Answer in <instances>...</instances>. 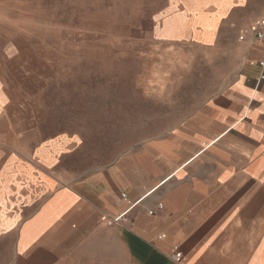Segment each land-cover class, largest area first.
Wrapping results in <instances>:
<instances>
[{
    "label": "crops",
    "instance_id": "0c3cea01",
    "mask_svg": "<svg viewBox=\"0 0 264 264\" xmlns=\"http://www.w3.org/2000/svg\"><path fill=\"white\" fill-rule=\"evenodd\" d=\"M179 1L174 126L126 148L47 131L40 48L0 37V264H264V49L238 38L264 0Z\"/></svg>",
    "mask_w": 264,
    "mask_h": 264
},
{
    "label": "rangeland",
    "instance_id": "374dc122",
    "mask_svg": "<svg viewBox=\"0 0 264 264\" xmlns=\"http://www.w3.org/2000/svg\"><path fill=\"white\" fill-rule=\"evenodd\" d=\"M192 9L179 0H0V37L40 48L36 95L42 115L51 116L47 131L126 148L174 126L156 87L191 57L177 25ZM185 79L191 96L192 69Z\"/></svg>",
    "mask_w": 264,
    "mask_h": 264
},
{
    "label": "built area",
    "instance_id": "2783aa9c",
    "mask_svg": "<svg viewBox=\"0 0 264 264\" xmlns=\"http://www.w3.org/2000/svg\"><path fill=\"white\" fill-rule=\"evenodd\" d=\"M239 40L250 38L254 43L261 46L264 49V18H261L252 23L246 29L239 32ZM260 66H264V62H260ZM264 80V76L261 77ZM175 258L180 257L179 253H175Z\"/></svg>",
    "mask_w": 264,
    "mask_h": 264
}]
</instances>
